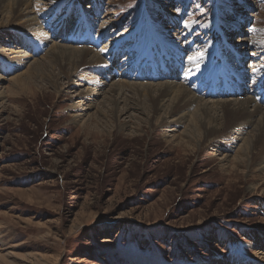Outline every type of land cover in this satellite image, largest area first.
I'll return each instance as SVG.
<instances>
[{
  "label": "rangeland",
  "instance_id": "1",
  "mask_svg": "<svg viewBox=\"0 0 264 264\" xmlns=\"http://www.w3.org/2000/svg\"><path fill=\"white\" fill-rule=\"evenodd\" d=\"M29 2L43 35L21 36L16 25L11 31L20 40L0 41L5 53L14 48L30 56L19 64L0 53V264L257 262L256 253L264 255V183L253 193L241 167L238 176L223 174L226 152L208 146L178 153L179 124L171 132L146 125L135 112L116 120L100 116L109 79L104 89L80 80L68 88L66 79L54 88L33 77V95L22 86L28 75L15 77L56 42L96 51L118 46L107 70L117 68L129 82H180L177 74L186 72L190 57L215 44L230 77L242 78L236 53L257 54L256 60L246 56L249 79L242 84L245 94H256L264 89L256 71H264V0ZM83 31L90 40H80ZM163 33L176 35L178 48L170 54L158 43ZM152 38L157 41L149 43ZM178 53L181 72L174 65ZM150 59L168 67L169 76L153 67L160 75L153 78ZM223 70L214 71L226 77ZM91 71L86 77L101 78L99 68Z\"/></svg>",
  "mask_w": 264,
  "mask_h": 264
},
{
  "label": "bare ground",
  "instance_id": "2",
  "mask_svg": "<svg viewBox=\"0 0 264 264\" xmlns=\"http://www.w3.org/2000/svg\"><path fill=\"white\" fill-rule=\"evenodd\" d=\"M29 5V0H0V41L6 40L7 43L12 44V42L17 43L20 37L26 33L43 35L44 32L33 14L34 11L29 10ZM84 21L87 26H90V23L92 24V22H87L86 18ZM16 25H20L17 28L21 36L18 34L14 36L13 31H11V29L16 30ZM76 32L77 29L72 31L73 34ZM105 36L106 33H103L102 38ZM150 40L149 43L157 41V39L153 38ZM176 40V35L168 36L163 33L162 36L160 35L158 43L163 47L164 53L170 54L175 48H178ZM165 42L173 47L165 45ZM2 43H0L1 54L6 51L4 47H1ZM214 46L215 44H211L209 48L205 47L204 50L202 49L201 53H195V55L190 57L186 72L180 73L181 75L177 74L180 82L167 80L141 83L138 81H127L125 79L128 78L127 74L115 73L120 72L119 70L117 71V68H115L114 73L107 70V68L110 69L109 65L115 62L116 52L121 49L116 45L112 52L113 49L96 51L95 47L79 48L75 45H64L54 42L51 45L49 44V48L45 51L42 60L34 58L32 63H28L29 67H26V71L18 74L15 79H20L21 75H28L24 80L29 83H24L22 86L26 90L33 89V91H30L33 95L35 88H32V84H30L33 77L38 78L40 83L49 84L54 88L58 86L59 81L66 79L70 83L68 88L72 84L74 85L73 80H80L88 85L104 89L106 81L103 79H109L108 89L102 92L105 94L106 105L103 106V110H99L100 116L114 117L116 120L120 114L134 115L133 113L135 112L141 114L142 117L140 118L144 117L146 125H163L171 132H174L175 125L179 124V126L183 127V130L177 135L179 138H176L178 139L177 143L173 146L175 152L179 153L180 149L183 150L188 147L191 154H197L203 147L208 146H211L215 151L226 152L220 158L223 161L221 162L222 169H226L223 174L230 178L238 176V167H241L242 171L249 174V178L245 176L246 178L243 177V179L249 184V189L254 193L264 183V89L257 87L256 94H245L242 84L245 85L249 79L245 77V70H247L248 66L244 65L243 62L248 55L253 60H256L257 54L248 52L246 54L244 50L236 53L235 57L242 67V70L239 71V76H242V78L237 77L238 82L235 81L236 83H234L232 79L224 77V79H227L225 81L227 85L236 87L233 88V91L227 92L229 94L219 95L213 84L220 76L214 70L226 69L228 65L225 59H221V53H216L218 48H214ZM145 47L146 45L144 44V53H142L144 60H146L147 55V47ZM10 49V52L5 54L11 61L16 60L17 63L22 64L25 63L22 60L23 58L30 57L22 51H17L14 48ZM106 51L107 54L105 53ZM19 52L23 54L21 55ZM180 53L175 56V71H179L178 57L182 54ZM107 56L108 58H106ZM202 59L206 60L205 65L201 63ZM104 63L106 66H104ZM148 63L152 67L159 68L160 66V63L151 59ZM97 68L100 70L101 78L98 79V76L94 75L86 77V74H90L91 70L93 71ZM171 68L173 69L174 66ZM260 68L257 67L256 71L260 73L259 81L264 86V71ZM122 76L125 78L121 79ZM189 77L190 79L188 80ZM208 81H211V86L204 92L201 86ZM82 92L77 95H83ZM228 95L237 96L227 97ZM77 116L80 119L83 114L79 115L77 113ZM138 125L140 126V123ZM113 126L117 130L116 132L120 134L117 124H113ZM135 129H138V126ZM152 134L155 135L154 131ZM234 144H237V148H234ZM233 150L234 155L229 158L230 152ZM254 172H259L262 176L250 175ZM262 206L264 208V202ZM256 256L257 262L243 261L240 264H263L264 255H262V252L258 251ZM218 264H231V262H219Z\"/></svg>",
  "mask_w": 264,
  "mask_h": 264
}]
</instances>
